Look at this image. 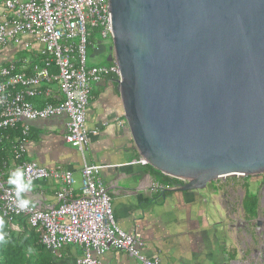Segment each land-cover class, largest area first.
Returning <instances> with one entry per match:
<instances>
[{
    "label": "water",
    "instance_id": "1",
    "mask_svg": "<svg viewBox=\"0 0 264 264\" xmlns=\"http://www.w3.org/2000/svg\"><path fill=\"white\" fill-rule=\"evenodd\" d=\"M107 62L140 156L203 189L264 173V0H109ZM259 224V221L257 222Z\"/></svg>",
    "mask_w": 264,
    "mask_h": 264
},
{
    "label": "crops",
    "instance_id": "2",
    "mask_svg": "<svg viewBox=\"0 0 264 264\" xmlns=\"http://www.w3.org/2000/svg\"><path fill=\"white\" fill-rule=\"evenodd\" d=\"M3 17L0 8V20ZM24 40L34 41L31 37ZM40 48L35 41L30 50L9 41L0 48V68L9 63L20 66L21 60L26 59L29 74L33 64H41L37 53ZM50 72L54 73L55 69L50 68ZM118 84L114 75L91 83L85 118L89 132L82 150L72 147L64 138L66 115L18 123L19 129L22 124L29 128L20 150L21 159L36 162L48 170L71 171L75 195L79 194L83 166H104L97 176L111 197L117 225L128 233L138 234L144 241V255L158 258L161 264H257V259L261 262L263 257L264 260V238L256 232L263 227L260 216H264V204L260 193L257 216L252 219L242 209V188L236 182L228 181L230 176L218 178L203 189L181 191L163 183L149 166L134 163L141 156L124 116ZM46 86L43 90L50 89L47 95L41 93L31 98L35 107H42L46 101H54L58 96L55 82ZM12 136L16 140L17 131L13 130ZM21 139L22 136L18 141ZM3 155L7 163L0 165V173H3L4 182L12 185L9 183L10 172L19 163L14 159L13 149L12 156L11 153ZM3 155L0 154V158ZM32 183L33 190L23 194L32 201V206L45 210L57 205L55 193L60 182L56 178L38 179ZM155 183L166 187L151 190ZM15 221L12 228L18 230L19 223ZM81 254V246L67 244L60 248L57 262L76 264ZM98 259L102 264H137L124 252L113 249H107Z\"/></svg>",
    "mask_w": 264,
    "mask_h": 264
},
{
    "label": "built area",
    "instance_id": "3",
    "mask_svg": "<svg viewBox=\"0 0 264 264\" xmlns=\"http://www.w3.org/2000/svg\"><path fill=\"white\" fill-rule=\"evenodd\" d=\"M109 7V0H0L4 15L0 20V48L9 41L28 50L34 41L41 46L37 52L41 64H33L31 73L26 72V59L21 60L20 66L9 63L0 68V130L15 127L21 121L66 115V142L79 150L85 147L91 83L107 75H114L118 83L121 81L114 61L91 67L86 64L91 33L113 38ZM25 37L34 41L24 40ZM50 68L55 72L51 73ZM51 82L57 84L58 96L42 107H35L31 98L41 93L47 95L50 89L43 90V86ZM28 129L27 124H22V139L13 146L14 159L19 161L17 168H22L25 179L32 182L56 178L60 182L55 193L57 205L45 210L31 205L20 210L13 185L4 182L0 173V218H26L30 226L40 231L41 243L52 252L67 244L81 246L82 254L76 264H102L98 256L107 249L124 252L137 264H161L158 258L144 255V241L138 234L128 233L117 225L111 197L97 176L104 166L85 164L81 169L79 194L75 195L71 171L48 170L36 162L21 159L20 150ZM134 163L148 164L142 157ZM259 175L264 179V173ZM168 177L172 187L185 182L183 178ZM165 187L155 183L150 189Z\"/></svg>",
    "mask_w": 264,
    "mask_h": 264
},
{
    "label": "trees",
    "instance_id": "4",
    "mask_svg": "<svg viewBox=\"0 0 264 264\" xmlns=\"http://www.w3.org/2000/svg\"><path fill=\"white\" fill-rule=\"evenodd\" d=\"M93 37L94 34L91 33L88 37L87 47L91 45ZM105 62L106 65L110 64V62ZM13 130L18 133L16 140L12 136ZM21 136V127L19 129L18 125L1 129L0 154L11 153L12 156L13 146L17 144L18 138ZM4 162L7 163V160H5L3 155L0 158V165ZM147 166L160 176L163 183L170 181L167 175L161 173L151 165L147 164ZM257 205L256 197L244 194L242 198V209L246 216L252 219L255 218L257 216ZM14 219L19 223L18 230L12 228L13 221L16 222ZM3 220L5 221L3 227L4 239L0 240V264H58L57 256L60 249L56 252L46 249L40 241V231L30 226L26 218L18 216L11 219L3 218Z\"/></svg>",
    "mask_w": 264,
    "mask_h": 264
},
{
    "label": "rangeland",
    "instance_id": "5",
    "mask_svg": "<svg viewBox=\"0 0 264 264\" xmlns=\"http://www.w3.org/2000/svg\"><path fill=\"white\" fill-rule=\"evenodd\" d=\"M112 43L111 38H101L98 34L94 35L91 45H88L86 50V64L87 67L96 66L99 64H106L107 51ZM228 181L236 182L243 190L244 194L250 195L252 197H258L260 193V200L264 204V179L260 175H246L242 176H230ZM241 191V194H243ZM259 220V219H258ZM260 221H262L263 227L256 230L260 237L264 238V216H260ZM262 243V241H261ZM263 248V246H261ZM261 257V255H260ZM259 258V257H258ZM264 264L263 257H261V262L257 259V264Z\"/></svg>",
    "mask_w": 264,
    "mask_h": 264
},
{
    "label": "clouds",
    "instance_id": "6",
    "mask_svg": "<svg viewBox=\"0 0 264 264\" xmlns=\"http://www.w3.org/2000/svg\"><path fill=\"white\" fill-rule=\"evenodd\" d=\"M9 183L13 185L17 197V207L20 210H25L32 205V201L24 197V193L33 190V183L30 179H25L24 170L22 168L14 169L9 176ZM5 221L0 218V240L4 239L3 227Z\"/></svg>",
    "mask_w": 264,
    "mask_h": 264
}]
</instances>
